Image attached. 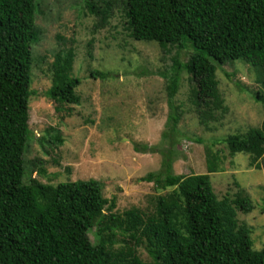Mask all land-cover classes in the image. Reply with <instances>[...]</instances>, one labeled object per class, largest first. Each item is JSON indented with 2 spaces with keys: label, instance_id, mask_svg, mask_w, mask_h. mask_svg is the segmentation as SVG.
I'll use <instances>...</instances> for the list:
<instances>
[{
  "label": "trees",
  "instance_id": "obj_1",
  "mask_svg": "<svg viewBox=\"0 0 264 264\" xmlns=\"http://www.w3.org/2000/svg\"><path fill=\"white\" fill-rule=\"evenodd\" d=\"M86 2L98 25L105 24L111 14L108 1L104 6ZM122 4L123 27L131 39L155 41L162 48L193 49L183 62L173 55L168 71L161 73L168 107L161 139L168 148L160 169L142 178L157 190H169L154 197L150 213L138 208L117 213L116 199L104 197L99 180L51 185L25 172L23 157L31 135V46L39 38L35 20L41 10L36 0H0V264H264V247L253 249L250 229L237 219V211L253 209L249 197L236 193L218 199L209 179L210 173L222 170L219 151L213 148L221 141L229 155L248 154L250 164L260 169L253 162L264 155V120L244 134H229L207 145L205 173L178 175L171 166L183 114L174 100L182 73L191 82L189 101L198 123L207 131L228 112L216 78L220 65L242 60L262 72L264 86V0H123ZM74 58L73 48L63 47L50 63L51 85L45 95L59 105L80 103ZM97 75L107 74L90 72L91 77ZM48 137L53 146L63 142L58 131ZM47 142L39 138L43 148ZM93 228L94 241L88 235ZM117 233L133 244L114 245ZM141 243L148 262L137 255Z\"/></svg>",
  "mask_w": 264,
  "mask_h": 264
},
{
  "label": "rangeland",
  "instance_id": "obj_2",
  "mask_svg": "<svg viewBox=\"0 0 264 264\" xmlns=\"http://www.w3.org/2000/svg\"><path fill=\"white\" fill-rule=\"evenodd\" d=\"M86 1L36 0L41 12L35 20L39 38L31 46L33 93L28 102L31 135L23 157L25 172L31 171L32 177L51 185L96 179L102 184L104 197L116 199L117 213L130 208L150 213L154 197L169 190H157L152 182L142 180L148 172L160 169L162 153L168 148L161 139L168 112L166 79L161 73L168 71L173 55L183 62L193 49L162 48L155 41L131 39L123 27V0H93L102 6L107 1L111 5L106 23L98 25ZM63 47H72L75 53L73 74L80 79L78 105H59L45 95L51 85L53 55ZM92 71L107 75L91 77ZM261 73L239 59L217 68L216 78L228 112L211 124L210 131L199 125L189 101L191 82L181 74L174 99L183 111L179 141L173 147L174 174L205 173L207 145L261 125ZM57 131L63 142L53 146L48 136ZM42 137L48 140L45 148L39 143ZM213 148L222 159V170L209 174L213 191L218 199L233 198L236 193L249 197L253 209L248 213L237 211V219L250 229L252 247L259 250L264 247V155L253 162L261 166L255 169L250 155L231 156L222 141ZM88 235L94 241L95 228ZM126 241L134 242L117 233L114 245L122 247ZM136 251L142 261H150L145 243Z\"/></svg>",
  "mask_w": 264,
  "mask_h": 264
}]
</instances>
